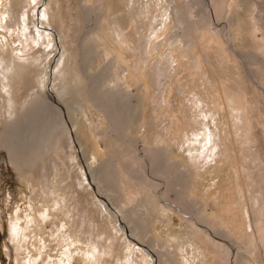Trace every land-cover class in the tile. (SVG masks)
<instances>
[{
    "label": "rangeland",
    "instance_id": "374dc122",
    "mask_svg": "<svg viewBox=\"0 0 264 264\" xmlns=\"http://www.w3.org/2000/svg\"><path fill=\"white\" fill-rule=\"evenodd\" d=\"M174 1L0 0V264H264V0Z\"/></svg>",
    "mask_w": 264,
    "mask_h": 264
},
{
    "label": "bare ground",
    "instance_id": "6f19581e",
    "mask_svg": "<svg viewBox=\"0 0 264 264\" xmlns=\"http://www.w3.org/2000/svg\"><path fill=\"white\" fill-rule=\"evenodd\" d=\"M176 1V0H175ZM174 1V2H175ZM185 0H183L182 2H184ZM221 0H210V3L212 4V6L214 7V9L218 12L219 11V8H220V4H221V2H220ZM179 4V3H178ZM182 4V3H181ZM180 4V5H181ZM259 4V9H258V16L259 15H261V13H264V6L262 5V4H260V3H258ZM189 11H190V13H191V15L197 20V31H201V30H203V29H211L212 28V22H211V20H212V16L213 15H211L212 14V10H211V7L210 6H207L206 4H205V1L204 0H192V1H190V3H189ZM188 6V5H187ZM180 7V6H179ZM179 7H177L176 9L178 10V12H182L180 9H182L181 7H180V9H179ZM195 12H197V14L196 15H194V13ZM258 16H257V18H258ZM186 17H187V15H186ZM187 20H189V18L187 19ZM192 20V19H191ZM170 21V20H169ZM195 23V22H194ZM167 24L169 25V22H167ZM262 25H263V28H264V20L262 21ZM204 26H206V28L204 27ZM194 28V27H193ZM213 29V28H212ZM210 31V30H209ZM209 31H206V32H208L209 33ZM214 32L216 31V30H213ZM211 32V31H210ZM214 32L212 33V34H214ZM215 34H216V32H215ZM213 38H215L214 36H213ZM216 39H217V37H216ZM213 40V39H212ZM216 42V41H215ZM217 42H218V40H217ZM216 42V43H217ZM220 43V42H219ZM220 45V44H219ZM227 57V56H226ZM247 59V58H246ZM247 65V64H246ZM6 69L10 72L11 70H13V67L12 66H10V68L9 67H6ZM11 69V70H10ZM251 75H253V74H251ZM33 94L35 95V103L33 102V101H31V100H29L28 102H26V104H25V119H26V122H28V124L29 125H34V122H35V119H36V117H37V114H36V112H33L31 109H30V107L33 105V104H37V106H39L40 107V105L44 102L43 100H42V98L40 99L39 97H38V95H40V97H42L43 95L41 94V93H36V92H33ZM235 97V96H234ZM240 98L238 99V97L236 98V99H234V100H232L231 102H229V100H225L226 101V103H227V105L229 106L231 103H233L234 104V106L231 108V111H232V113H233V117L234 118H236L237 119V123H236V126L235 127H237L238 128V134H239V138L238 139H241V140H243V138H245V136L247 137V140H244L243 142H244V144L245 145H247L246 147L248 148V150H247V152H248V156H247V158L249 159V161H251L253 164H255L256 163V160L258 159L257 157L259 156V163H260V156H261V154H257V152H255V151H253V148H252V146H251V144H250V141L248 140V138L250 137V134L248 133V129L246 128V126L244 125V123H241L240 122V120H242V121H244L249 127H251L250 126V123L248 122V118H246V110L248 109L247 107H244L243 106V104H242V97L241 96H239ZM230 98V97H229ZM232 99H233V97H232ZM34 106V105H33ZM44 107H46V106H44ZM239 109V110H238ZM240 111H242L243 113H245L244 115H240L241 114V112ZM43 112V115L45 114V115H47L44 111H42ZM10 113H12V112H10ZM240 113V114H239ZM24 117V116H23ZM20 121V124L22 125V123H23V121H24V119H20L19 120ZM46 124H48V123H46ZM119 124V123H118ZM23 125H24V123H23ZM243 125V126H242ZM18 126V125H17ZM120 126V125H119ZM118 126V127H119ZM14 127V126H13ZM19 127V126H18ZM56 126H53V127H49V131H48V133H49V135L48 134H45V137H44V139H42L41 138V135H42V130L38 127L36 130H34V132L30 135H28V137H29V139L30 140H32V142H35V143H37V145H39V143H40V141H44V144H42V145H40V146H38L37 148H38V152H37V155L39 154V150H43V152L45 151V148L48 146V139H49V137L51 136V132L53 131V132H56L57 130H58V127H56ZM10 130V129H9ZM45 130L47 131V128H45ZM18 131V130H17ZM20 131V130H19ZM36 131V132H35ZM14 132V131H13ZM38 132V135H39V137H37L36 136V133ZM10 133H11V131H10ZM20 133V132H19ZM18 133V134H19ZM241 133V134H240ZM21 134H22V136H25V134L26 133H24V130L22 129L21 130ZM20 134V135H21ZM15 135V134H14ZM27 137V136H26ZM37 138V139H36ZM238 139H236L237 141H238ZM7 140V139H6ZM5 140V141H6ZM2 142V141H1ZM29 142V141H28ZM27 142V143H28ZM236 142V141H235ZM9 143V142H8ZM56 143V142H55ZM240 144V143H239ZM1 145V144H0ZM11 145H9V147H10ZM11 148V147H10ZM48 148V147H47ZM1 150V149H0ZM258 156H257V155ZM198 156V155H197ZM257 156V157H256ZM194 161V164H195V166H198V164H196L197 163V161H196V159L194 158L193 159ZM153 163V162H152ZM262 163V162H261ZM264 163V162H263ZM155 164V163H154ZM251 165V164H250ZM260 165V164H259ZM259 165H257V167H261V166H259ZM263 165V164H262ZM248 165H246V161L244 160V161H241V164H240V169H241V171L243 172V174H244V177H245V175L246 174H248V176H246V178L250 181V180H252V176H251V172H250V170H248L249 168L247 167ZM251 167V166H250ZM199 168H200V166H199ZM198 169V168H197ZM261 171H262V168H259ZM253 172V171H252ZM254 175V174H253ZM255 179V178H254ZM244 181V180H243ZM250 184V183H249ZM250 187H251V184L249 185ZM264 189V188H263ZM242 191V190H241ZM242 194H243V191H242ZM262 194V193H261ZM258 200V199H257ZM260 204V202H259V200H258V203H256L255 204V207L252 209V210H250V209H248L249 210V212L250 213H253V215L251 216V220H252V222H253V231H254V234L256 235V236H259V237H261V238H264V203L262 204V205H259ZM252 231V232H253ZM259 237H258V239H259ZM257 239V238H256ZM264 240V239H263ZM230 251L228 250V253H229ZM226 256V255H225ZM247 262V261H246Z\"/></svg>",
    "mask_w": 264,
    "mask_h": 264
},
{
    "label": "snow or ice",
    "instance_id": "6c2138e0",
    "mask_svg": "<svg viewBox=\"0 0 264 264\" xmlns=\"http://www.w3.org/2000/svg\"><path fill=\"white\" fill-rule=\"evenodd\" d=\"M32 4L33 5H37V0H31ZM41 9H43L44 5L43 4H40L38 5ZM46 19V17H44Z\"/></svg>",
    "mask_w": 264,
    "mask_h": 264
}]
</instances>
